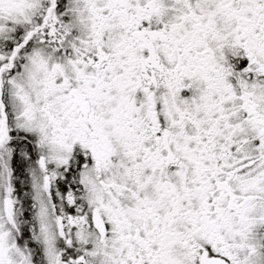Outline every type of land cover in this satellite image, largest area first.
<instances>
[{"label":"snow or ice","instance_id":"1","mask_svg":"<svg viewBox=\"0 0 264 264\" xmlns=\"http://www.w3.org/2000/svg\"><path fill=\"white\" fill-rule=\"evenodd\" d=\"M0 264H264V0H0Z\"/></svg>","mask_w":264,"mask_h":264}]
</instances>
